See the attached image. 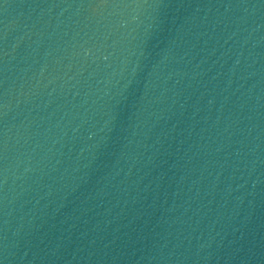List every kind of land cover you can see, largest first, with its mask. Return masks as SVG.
Returning <instances> with one entry per match:
<instances>
[{"label": "water", "instance_id": "water-1", "mask_svg": "<svg viewBox=\"0 0 264 264\" xmlns=\"http://www.w3.org/2000/svg\"><path fill=\"white\" fill-rule=\"evenodd\" d=\"M0 264H264V0H0Z\"/></svg>", "mask_w": 264, "mask_h": 264}]
</instances>
